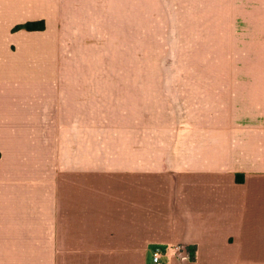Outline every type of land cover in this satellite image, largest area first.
Here are the masks:
<instances>
[{
    "label": "crops",
    "instance_id": "crops-1",
    "mask_svg": "<svg viewBox=\"0 0 264 264\" xmlns=\"http://www.w3.org/2000/svg\"><path fill=\"white\" fill-rule=\"evenodd\" d=\"M193 1L173 0L175 48ZM162 6L0 0V264H264V74L178 75L171 123L117 137L114 78L79 71Z\"/></svg>",
    "mask_w": 264,
    "mask_h": 264
},
{
    "label": "rangeland",
    "instance_id": "rangeland-1",
    "mask_svg": "<svg viewBox=\"0 0 264 264\" xmlns=\"http://www.w3.org/2000/svg\"><path fill=\"white\" fill-rule=\"evenodd\" d=\"M191 8L194 35L189 43L180 38V48L174 47L173 0H163L157 28L117 42L115 50L93 51L92 61L79 67L80 72L100 75L101 91L107 89V76L114 78L111 100L116 112L110 121L117 125V137L125 135L123 126L136 127L137 135L131 136H138L141 125L151 129L171 123L174 105L178 111L183 96L178 75L264 74V0H194ZM221 8L222 29L217 16Z\"/></svg>",
    "mask_w": 264,
    "mask_h": 264
},
{
    "label": "trees",
    "instance_id": "trees-1",
    "mask_svg": "<svg viewBox=\"0 0 264 264\" xmlns=\"http://www.w3.org/2000/svg\"><path fill=\"white\" fill-rule=\"evenodd\" d=\"M23 28L29 31L43 30L45 28V22L44 21L29 22L26 25H24ZM238 179L239 181L243 180V176H240Z\"/></svg>",
    "mask_w": 264,
    "mask_h": 264
},
{
    "label": "built area",
    "instance_id": "built-area-1",
    "mask_svg": "<svg viewBox=\"0 0 264 264\" xmlns=\"http://www.w3.org/2000/svg\"><path fill=\"white\" fill-rule=\"evenodd\" d=\"M153 254H154L153 255V261H154V263L158 264L161 262V259L164 255V250L162 248L158 247L154 250Z\"/></svg>",
    "mask_w": 264,
    "mask_h": 264
}]
</instances>
